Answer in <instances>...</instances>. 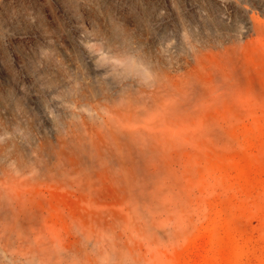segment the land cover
Segmentation results:
<instances>
[{
  "label": "rangeland",
  "instance_id": "obj_1",
  "mask_svg": "<svg viewBox=\"0 0 264 264\" xmlns=\"http://www.w3.org/2000/svg\"><path fill=\"white\" fill-rule=\"evenodd\" d=\"M0 264H264V0H0Z\"/></svg>",
  "mask_w": 264,
  "mask_h": 264
},
{
  "label": "bare ground",
  "instance_id": "obj_2",
  "mask_svg": "<svg viewBox=\"0 0 264 264\" xmlns=\"http://www.w3.org/2000/svg\"><path fill=\"white\" fill-rule=\"evenodd\" d=\"M113 157L121 164L124 161H128L135 168L136 172L133 174L125 172V166L123 165L120 168V172L115 171V174L112 172L114 176L116 175L115 177L113 176L115 181L121 185L122 189L129 198L134 200L135 203H144L143 205H145V202L150 199L151 195H154L155 193V196L157 197L159 190L158 187L156 188L155 183L153 182L154 179L152 180V175L147 172L144 167L138 165L140 159L138 160L131 155L129 145L127 146V144L124 143L122 145L119 144L115 146ZM155 190L157 191L155 192Z\"/></svg>",
  "mask_w": 264,
  "mask_h": 264
}]
</instances>
